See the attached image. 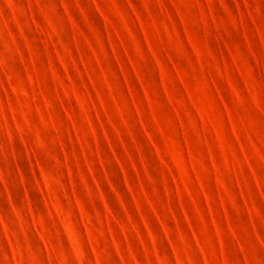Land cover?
Listing matches in <instances>:
<instances>
[{
    "label": "rangeland",
    "instance_id": "374dc122",
    "mask_svg": "<svg viewBox=\"0 0 264 264\" xmlns=\"http://www.w3.org/2000/svg\"><path fill=\"white\" fill-rule=\"evenodd\" d=\"M0 264H264V0H0Z\"/></svg>",
    "mask_w": 264,
    "mask_h": 264
}]
</instances>
